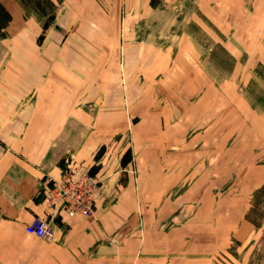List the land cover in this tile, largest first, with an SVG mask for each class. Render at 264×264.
Instances as JSON below:
<instances>
[{
    "label": "rangeland",
    "instance_id": "1",
    "mask_svg": "<svg viewBox=\"0 0 264 264\" xmlns=\"http://www.w3.org/2000/svg\"><path fill=\"white\" fill-rule=\"evenodd\" d=\"M42 2L24 13L51 29L58 5ZM76 12L63 60L88 85L52 184L91 180L92 206L73 217L114 207L126 223L107 240L124 264H264V0H86ZM57 206L50 224L70 217ZM1 243L6 264L18 253Z\"/></svg>",
    "mask_w": 264,
    "mask_h": 264
},
{
    "label": "crops",
    "instance_id": "2",
    "mask_svg": "<svg viewBox=\"0 0 264 264\" xmlns=\"http://www.w3.org/2000/svg\"><path fill=\"white\" fill-rule=\"evenodd\" d=\"M49 1L58 6L54 25L44 29L18 0H0L11 16L0 38V246L5 241L18 253L8 254L6 264H124L130 255L116 258L107 240L126 223L116 220L114 207L102 210L106 217L97 222L60 213L50 243L36 245L23 232L35 219L56 216L58 206L42 189L61 177L67 122L88 85L63 60L82 30L76 9L86 0Z\"/></svg>",
    "mask_w": 264,
    "mask_h": 264
},
{
    "label": "built area",
    "instance_id": "3",
    "mask_svg": "<svg viewBox=\"0 0 264 264\" xmlns=\"http://www.w3.org/2000/svg\"><path fill=\"white\" fill-rule=\"evenodd\" d=\"M91 180L87 174L80 179H75L73 175H65L62 181L54 184L52 189L46 190V198L52 206H57V201H62V209L68 216L85 215L92 206ZM25 233L42 240H49L51 234V224L46 219H35L25 227Z\"/></svg>",
    "mask_w": 264,
    "mask_h": 264
},
{
    "label": "trees",
    "instance_id": "4",
    "mask_svg": "<svg viewBox=\"0 0 264 264\" xmlns=\"http://www.w3.org/2000/svg\"><path fill=\"white\" fill-rule=\"evenodd\" d=\"M63 1L64 0H58L57 3L61 4ZM18 2L22 6V8L25 10L28 6V3H30L31 0H28L27 2H25L24 0H18ZM43 2L50 8L52 6L54 7V5L49 0H43ZM34 6L36 8V12L40 13L44 17L47 16V14L45 13V10L41 7L39 1H36L34 3ZM10 21H11L10 14L5 10V8L0 3V38H5V36H6L5 30H6L7 26L9 25ZM46 27H47V23L43 24V28L46 29ZM263 188H262V190H264ZM260 192L261 191H258V194H260ZM255 197H257V195Z\"/></svg>",
    "mask_w": 264,
    "mask_h": 264
}]
</instances>
